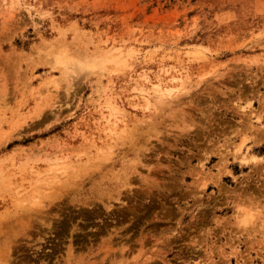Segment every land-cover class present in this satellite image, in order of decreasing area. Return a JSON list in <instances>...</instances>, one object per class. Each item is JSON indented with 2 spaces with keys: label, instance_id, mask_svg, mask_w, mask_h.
<instances>
[{
  "label": "rangeland",
  "instance_id": "1",
  "mask_svg": "<svg viewBox=\"0 0 264 264\" xmlns=\"http://www.w3.org/2000/svg\"><path fill=\"white\" fill-rule=\"evenodd\" d=\"M99 44L128 60L107 88L132 132L100 157L108 78L76 69ZM61 50L75 62L53 63ZM168 67L189 76L175 101L160 110L147 85L158 111L131 108L133 79ZM262 109L264 0H0V264H264V170L234 158L242 136L241 152L264 157ZM61 159L88 165L59 178Z\"/></svg>",
  "mask_w": 264,
  "mask_h": 264
},
{
  "label": "bare ground",
  "instance_id": "2",
  "mask_svg": "<svg viewBox=\"0 0 264 264\" xmlns=\"http://www.w3.org/2000/svg\"><path fill=\"white\" fill-rule=\"evenodd\" d=\"M72 24V23H71ZM73 26L75 25V24H72ZM74 27H76V26H74ZM74 27H72V26H70V28L71 29H73ZM69 28V29H70ZM61 30H63V32H64V29H62L61 28ZM62 31H61V33L62 34H64V33H66V30H65V32L63 33ZM75 32H77V30L75 31L74 30V33ZM61 34V35H62ZM60 35V36H61ZM65 35V34H64ZM64 35H63V38L65 39V37H64ZM77 34H75L74 36L75 37H77L76 36ZM60 36H59V38H60ZM72 37V36H71ZM74 37V38H75ZM106 37V36H105ZM71 39H73V37L71 38ZM58 40V38L56 39V42H58L57 41ZM77 40H78V38H77ZM89 43H91L90 41H89V39H88V37H87V39H86ZM101 40V39H100ZM106 40V39H105ZM60 41V40H59ZM75 41V40H74ZM86 41V42H87ZM70 44L72 45V43H74L73 41H71L70 40ZM87 42V43H88ZM102 42V41H101ZM62 43V42H61ZM66 43V42H65ZM67 43H68V41H67ZM86 43V44H87ZM100 43V42H99ZM103 43V42H102ZM57 45H59L58 43H56ZM63 45V47H65V45H64V42L62 43ZM85 43H84V45L87 47V45H86ZM57 45H55V46H57ZM70 45V46H71ZM95 45V44H94ZM77 46H79V45H77ZM77 46H75V48L77 49ZM101 46H103L102 44H99V45H97L96 46V48H95V50H94V52L93 53H96V50H97V48H101ZM160 46H162V45H160ZM159 46V47H160ZM63 47H62V49H63ZM69 48V46L68 45H66V47H65V49L66 48ZM59 48V47H58ZM189 48V47H188ZM199 48V46L197 47V49ZM52 50H54L55 49V47L53 48H51ZM75 49V50H76ZM87 49V48H86ZM85 49V50H86ZM158 49V48H157ZM177 49V48H176ZM192 49V48H191ZM68 50V52H70L69 50L70 49H67ZM85 50H83L84 52H85ZM128 50H131V49H128ZM154 50H156V49H154ZM49 51V50H48ZM72 51V50H71ZM81 51L82 50H80V53H81ZM131 51H133V50H131ZM151 51H153V50H151ZM179 51V50H178ZM177 51V52H178ZM185 51H187V50H185ZM196 51V50H195ZM195 51H193L194 53H196ZM202 52H204L203 50H201ZM74 51H72V53H73ZM98 53H99V51H97ZM127 52V51H126ZM146 52V51H145ZM156 52V51H155ZM188 52H191V51H188ZM198 52L199 51H197V54H195L196 56H193V57H196L197 58V55H198ZM202 52L200 53V55L202 54ZM54 57V60L55 61H52L53 63H55L56 65L57 64H65V63H67V62H69V61H71V59L69 60V61H67L68 60V55L70 56V53H68V55H66V53H65V51H58V52H50ZM49 53V54H50ZM77 53V52H76ZM80 53H77L78 54V56H79V54ZM91 53V52H90ZM170 53V52H169ZM194 53H191V55L193 54L194 55ZM47 54V53H46ZM83 55H85L86 53H82ZM97 54V53H96ZM96 54H92L91 53V55H96ZM146 54V53H145ZM187 55L188 54H190V53H186ZM204 54V53H203ZM206 54V53H205ZM204 54V56H202V57H205L206 55ZM48 55V54H47ZM51 55V56H52ZM87 55V54H86ZM147 55V54H146ZM145 55V56H146ZM186 55V56H187ZM51 56H47L46 58L47 59H49ZM76 56V55H75ZM77 56V57H78ZM144 56V57H145ZM189 56V55H188ZM43 57H44V55H43ZM42 57V58H43ZM77 57H75L76 59H77ZM168 57V56H167ZM192 57V59H194ZM201 56H199L198 55V59L200 58V60H201V58H202ZM256 57V56H255ZM258 57V56H257ZM45 58V59H46ZM52 58V59H53ZM78 58H82V55H81V57H78ZM87 58V57H86ZM91 58H93V59H89L88 60V58H87V61L85 62V59L83 60V62H85V63H83L82 61H81V59H79V60H77L76 62H78V61H81V62H78V64L79 65H76V69H77V74L79 73L78 72V70L79 71H83L84 70V74H87L86 72H85V70L87 71V69H89V72L91 71V73L93 72V71H95L96 69H98V71H95L94 73H97L98 72V75L99 76H101V77H103V76H107V78H108V80H107V82H106V85L104 86L103 85V96H105L104 97V103L101 105V108L102 109H104L105 111H106V113H105V117H106V125H107V127H105V130L106 131H108V133H107V135L104 137V139L105 138H108L107 140V144H105V146L104 147H100V148H98V156L100 157L102 154H104V155H106L107 156V154L110 152L109 151V149H111L112 150V148L114 147V149H115V145L116 144H118V143H115V142H118V140H120L121 138L122 139H124L125 138V135L127 134V133H129V131H130V129H129V124H128V120H127V117H128V113L127 112H130V111H125L126 110V107L124 106V104H126V103H124V102H122V98H123V92H122V94H116V93H112V92H110L111 94H109L108 95V88H107V86L109 85V84H111L112 83V78H111V75L114 73V72H116L118 69V66H120V67H122L123 65H125V63L128 61L127 60V58H126V55L124 54V50H123V48L122 47H117L116 49H112V50H109V48H108V50H102L101 51V53H99V54H97L95 57H91ZM51 59V60H52ZM170 59V58H169ZM202 59H206V58H202ZM254 59V58H253ZM252 59V60H253ZM187 60H189L188 58H187ZM197 60V59H196ZM73 61V60H72ZM71 61V62H72ZM142 61H144V60H142ZM46 62V61H45ZM48 62V61H47ZM46 62V63H47ZM70 62V63H71ZM73 62H75V61H73ZM254 62H255V60H254ZM49 64H52V63H50V61H49ZM72 64H74V63H72ZM67 65V64H66ZM66 65H64V66H66ZM68 66H69V64H68ZM130 66V65H129ZM170 66V65H169ZM51 67H53V66H51ZM56 67V66H55ZM54 67V68H55ZM128 67V66H127ZM131 67H133V66H131ZM35 68V67H34ZM66 68H67V66H66ZM72 68H73V65H72ZM71 67H70V69H72ZM75 68V67H74ZM86 68V69H85ZM128 68H130V67H128ZM174 67H168V68H164V69H162V70H160L154 77H152L149 73H147L146 71H144V72H142L141 74H140V76L137 78V79H133V74L131 73L130 74V77L133 79V80H135L136 81V83H141V86H139V84H137V85H133L132 86V88H131V91H133L134 92V97H132V99H131V101H129L127 104L131 107V108H133V109H138V108H140L141 107V104H142V107H143V109L145 110V109H152V110H155L156 109V111H158V102H156L157 103V105H155L154 103V101L152 102V99H150V92H149V90H147L146 88H144V86H147V85H153V88H152V90H153V92H154V94H155V96L154 97H156L157 99H158V101H160V103H159V105H161V108H159L160 110L162 109V107H163V109L162 110H164L165 109V107H166V105L167 104H171V102L175 99V98H177L179 95H180V92H182L183 91V89L185 88L184 87V85H185V80H184V78L185 77H189V76H186L187 74V72L184 74L182 71H180V70H176V71H173V70H175V69H173ZM68 69H69V67H68ZM67 69V70H68ZM173 69V70H172ZM66 70V69H65ZM67 70H66V73H67V75H69V73L67 72ZM72 70H74V69H72ZM131 70V69H130ZM182 70V69H181ZM63 71V70H62ZM71 71V70H70ZM69 71V72H70ZM76 71V70H75ZM75 71H73V72H75ZM81 71V72H82ZM64 72V71H63ZM118 72V71H117ZM116 72V73H117ZM119 73V72H118ZM64 74V73H63ZM71 74V73H70ZM79 74H81V73H79ZM90 73H88L87 75H89ZM61 75H62V73H61ZM70 76V75H69ZM69 76H67V77H69ZM77 76V75H76ZM113 76V75H112ZM52 77V76H51ZM54 77H56V76H53V78ZM71 77V76H70ZM256 77V76H255ZM52 78V79H53ZM56 78H58V77H56ZM62 78V77H61ZM65 78V77H64ZM130 79V78H129ZM201 79V78H200ZM199 79V80H200ZM7 80V79H6ZM10 80V78L8 79V81ZM63 80V78L61 79V81ZM65 80V79H64ZM63 80V81H64ZM101 79L99 78V81H100ZM114 80V79H113ZM198 80V81H199ZM7 81V82H8ZM47 81H49V80H47ZM54 81V80H53ZM56 81V80H55ZM54 81V82H55ZM57 81H60V80H57ZM56 81V82H57ZM67 81V80H66ZM201 81V80H200ZM199 81V82H200ZM68 82V81H67ZM129 82V81H128ZM50 82H48V84H49ZM61 83H63V82H61ZM60 82H59V84H61ZM176 83H178V84H176ZM56 84V83H55ZM198 84V83H197ZM64 85H65V81H64ZM68 85V83H66V86ZM186 85H187V83H186ZM56 86H60V85H58V83H57V85H55V88H56ZM67 87H69V86H67ZM98 88H100L99 86H98ZM54 89V88H53ZM57 89H58V87H57ZM97 90V89H96ZM112 90H114V89H112ZM120 90V89H119ZM118 90V91H119ZM189 90V89H188ZM4 92H5V90H3ZM99 91V90H98ZM101 91V90H100ZM123 91V90H122ZM186 91H187V89H186ZM186 91H184V92H186ZM187 92H189V91H187ZM101 93H102V91H101ZM48 94H50V93H48L47 92V94H45L47 97H48ZM182 94V93H181ZM186 94V93H185ZM35 95H36V93H35ZM34 95V96H35ZM38 95V94H37ZM99 95H101V94H99ZM41 94H39V99H41ZM44 96V95H43ZM50 96V95H49ZM36 97H38V96H36ZM45 97V96H44ZM2 98V97H1ZM38 99V100H39ZM154 99V98H153ZM34 100H36V98L34 99ZM37 100V101H38ZM101 100H102V98H101ZM165 100H168V101H165ZM3 101V100H2ZM175 101V100H174ZM40 102V101H39ZM39 102H37L36 104L38 105V103ZM178 101H176L175 103H177ZM99 103V102H98ZM165 103H167V104H165ZM174 103V104H175ZM45 104H46V102H45ZM44 104V105H45ZM48 104V103H47ZM154 104V105H153ZM98 105V104H97ZM162 105H164V106H162ZM157 106V107H156ZM37 107V106H36ZM40 106H38V108H39ZM42 107V106H41ZM99 107V106H98ZM156 107V108H155ZM170 107H171V105H170ZM167 108V107H166ZM41 109V108H40ZM171 109V108H170ZM262 110H264V109H262ZM125 111V112H124ZM149 111V110H148ZM181 111H183V110H181ZM181 111H179V113H177V116H178V114H180L181 115ZM150 112V111H149ZM163 112V111H162ZM171 112H177L176 110L174 111V110H172ZM170 112V113H171ZM183 113V112H182ZM156 114V115H155ZM157 114L158 115H161L162 116V114H159V113H154V115L155 116H157ZM180 115H179V117H180ZM186 115H188V114H186ZM104 115H101V117H103ZM104 117V118H105ZM157 117H159V116H157ZM176 117V116H175ZM187 117V116H186ZM148 118H150V117H148ZM147 118V120H149ZM154 118V117H153ZM192 118V117H191ZM103 119V118H102ZM175 119H180V121H181V118H175ZM175 119H174V121H175ZM187 119V121H188V118H186ZM152 120V119H151ZM150 120V121H151ZM161 120H163V116H162V118H161ZM161 120L159 121L160 123H158V124H161ZM191 120V119H190ZM192 120H194V119H192ZM191 120V121H192ZM173 121V122H174ZM127 122V123H126ZM163 122V121H162ZM175 122H177V121H175ZM175 122H174V124H175ZM152 123V122H151ZM250 123V122H249ZM155 124V123H154ZM197 124H198V122H197ZM151 125V124H150ZM155 125H157V124H155ZM154 125V126H155ZM181 125H182V123H181ZM193 125V124H192ZM191 125V126H192ZM105 126V125H104ZM111 126V127H110ZM153 126V125H152ZM163 126V125H162ZM183 126V125H182ZM200 127H201V125H199ZM110 127V128H109ZM177 127V126H176ZM184 127H185V125H184ZM192 127H194V126H192ZM191 127V128H192ZM251 128H253V126H251ZM158 129H160V126L158 127ZM183 129H185V128H183ZM189 128H187V130H188ZM196 129V128H195ZM204 129H205V127H204ZM156 130H157V128H156ZM198 130H200V129H198ZM97 131V130H96ZM149 131V130H148ZM153 131V130H152ZM155 131V130H154ZM159 131V130H158ZM100 132V131H99ZM104 132V131H103ZM133 132H134V130H133ZM245 132V131H244ZM130 133H132L131 131H130ZM155 133V132H154ZM251 133H253V132H251ZM144 134H147L146 132H144ZM151 134V133H150ZM255 134V133H254ZM124 135V136H123ZM154 135V134H153ZM259 135V138L257 139V140H260V142H261V139H264V129H256V134H255V137L257 138V136ZM123 136V137H122ZM127 136H128V134H127ZM140 137V135L138 136V138ZM142 137H143V134L141 135V139H142ZM253 137H254V135H253ZM100 138V137H99ZM99 138H98V140H99ZM130 138H131V136H130ZM138 138H136L135 139V136H133V138H131V139H135V140H137ZM242 138H243V140H242V142H240V146L235 150L236 151V157H234V158H240V157H242V156H244V160H246V161H250L251 163H254V165L252 166L253 168L252 169H254L255 168V170H256V173L258 174L259 172H261V171H263L264 169H263V167H264V165L262 164L263 163V161H264V157L262 156V155H260V153H254L253 151H252V148L251 147H249V148H246L245 150H243V152H241V150H242V143L244 142V140H245V137L244 136H242ZM241 138V139H242ZM249 138H250V136H249ZM118 139V140H117ZM141 139H139V140H141ZM117 140V141H116ZM101 141V140H100ZM129 141V140H128ZM241 141V140H240ZM256 141V140H255ZM55 142V141H54ZM130 142V141H129ZM131 142H133V141H131ZM57 143V142H56ZM56 145V144H55ZM91 145H93L92 144V141H91V144H90V147H91ZM45 146V145H44ZM43 146V147H44ZM57 146H59V145H57ZM78 147H79V145H77ZM82 146V145H81ZM93 146H95V144L93 145ZM92 146V147H93ZM34 147V146H33ZM51 147V146H50ZM221 147V146H220ZM45 148V147H44ZM88 148V147H87ZM97 148V147H96ZM35 149V148H34ZM33 149V150H34ZM74 149V148H73ZM91 149V148H90ZM218 149H219V147H218ZM29 150V149H28ZM45 150V149H44ZM76 150H78V149H74V151H76ZM89 150V149H88ZM263 149L261 148L260 149V151H262ZM65 151V150H64ZM35 152H36V150H35ZM238 152H240L239 154H238ZM34 154V152H31V157L33 158V154ZM45 153H47V154H45ZM48 153H50L49 151H46V152H44V151H42V150H40L39 152H38V156H41V155H45V158L47 159V158H49L48 157V155H51V153L50 154H48ZM55 153V152H54ZM56 153H57V151H56ZM89 153V152H88ZM97 153V152H96ZM83 153L81 152L80 153V155H82ZM84 154H85V152H84ZM87 154V153H86ZM85 154V155H86ZM111 154H112V151H111ZM262 154V153H261ZM77 155V154H76ZM78 155H79V153H78ZM77 155V156H78ZM97 155V154H96ZM234 155V154H233ZM38 156H36V157H38ZM68 156V155H67ZM109 156V155H108ZM111 156V155H110ZM65 157V156H64ZM44 158V159H45ZM68 158V157H67ZM102 158V157H101ZM112 158H114L113 156H112ZM243 158V157H242ZM29 159H31L30 157H29ZM95 159H97V157H95ZM115 159V158H114ZM36 159H34L33 161H35ZM106 161H108L109 159H108V157H106V159H105ZM110 160H111V158H110ZM116 160V159H115ZM140 160V159H139ZM30 161V160H29ZM60 161V160H59ZM61 161H63V162H61V163H59V164H56V166H57V168L56 167H54V166H50L51 167V169H52V167H53V169H52V171H55L56 172V175H55V177L57 176V177H61V176H65L66 174H67V172L68 171H70L71 173L74 171H77L75 174L76 175H78L79 173H80V167H82V165L83 164H85L86 162H87V160H84V161H82L83 163L82 164H80L79 163V161L80 160H74V159H70V160H66V159H64V160H62L61 159ZM98 162V164L96 165V166H100V164L101 163H99V162H101L100 160L99 161H97ZM113 162V161H112ZM56 163H58V162H56ZM94 163V161L92 162V164ZM96 163V162H95ZM103 163H107V162H103ZM102 163V165H104ZM87 165H88V162L86 163ZM92 164L90 165V166H92ZM227 164V163H226ZM225 164V165H226ZM87 165H85L86 166V168H87ZM90 166H89V168H90ZM94 167H95V164L93 165ZM245 166V165H244ZM83 167H84V165H83ZM105 167V166H104ZM229 167V166H228ZM92 168V167H91ZM90 168V169H91ZM96 168V167H95ZM220 168V167H219ZM218 168V169H219ZM222 168V167H221ZM51 169H49V170H51ZM83 169V168H82ZM88 169V168H87ZM90 169H89V171H90ZM94 169V168H93ZM32 170V169H31ZM30 170V171H31ZM79 170V171H78ZM254 170V171H255ZM252 171V170H251ZM54 172V173H55ZM253 172V171H252ZM264 172V171H263ZM218 173V172H217ZM223 173V172H222ZM221 173V174H222ZM250 173V172H249ZM220 174V173H219ZM259 175V174H258ZM68 177H70V176H68ZM67 177V178H68ZM75 177V176H74ZM3 179H4V177H2ZM66 178V177H65ZM258 178H259V176H258ZM54 179V178H53ZM58 179V178H57ZM72 178L70 177V180H71ZM77 179V178H76ZM54 180H56V179H54ZM59 180V179H58ZM57 180V181H58ZM62 180V179H61ZM65 180V179H64ZM64 180H63V182H64ZM75 180V179H74ZM55 182V181H54ZM66 182H67V180H66ZM157 182V181H156ZM58 183V182H57ZM61 184V183H60ZM154 184V183H153ZM62 185V184H61ZM66 185V184H65ZM149 185H152L151 183H149ZM62 187V186H61ZM64 187V186H63ZM153 187V186H152ZM151 188V187H150ZM150 188H149V190H150ZM156 188V187H155ZM151 191V190H150ZM49 194V193H48ZM242 197H244V196H242ZM242 197H240V198H242ZM245 198V197H244ZM249 198V197H248ZM255 199V198H254ZM253 200V199H252ZM37 203V202H36ZM39 203V202H38ZM256 207V206H255ZM258 207V206H257ZM257 207H256V209H257ZM245 208H247V207H245ZM251 208L252 207H250L249 208V210H245V209H240V210H238L236 213V218H238V221H237V223H238V225L240 226V225H243L242 227H244V226H248L247 224L248 223H251L252 222V220L254 219V214H253V212L255 211V210H251ZM255 209V208H254ZM257 211V210H256ZM255 211V212H256ZM254 212V213H255ZM263 212V211H262ZM256 213H258V212H256ZM259 214V213H258ZM258 214H255V215H257L258 216ZM253 215V216H252ZM257 216H255L256 218H258ZM256 218H255V222H256ZM262 221V220H261ZM260 222V221H259ZM233 224L235 225V223L233 222ZM252 224V223H251ZM257 224H259L258 223V220H257V223H255V228H256V225ZM261 224H262V222H261ZM237 225V226H238ZM254 225V224H253ZM260 225V224H259ZM264 225V224H263ZM238 226V227H239ZM251 226V229H252V225H250ZM262 226V225H261ZM239 228H241V227H239ZM254 227H253V229H255ZM257 228H259V229H261L259 226H257ZM244 229H245V227H244ZM250 229V228H249ZM251 229H250V231H251ZM253 229H252V231H253ZM247 230H248V228H247ZM256 230V229H255ZM257 231H259L258 229H257ZM263 231V230H262ZM264 232V231H263ZM246 233H247V231H246ZM250 233V232H249ZM253 233V232H252ZM251 233V234H252ZM245 235V234H244ZM255 235V234H254ZM250 236H252V235H250ZM264 239V238H263ZM260 241V240H259ZM238 249V248H237ZM236 249V250H237ZM9 256V255H8ZM7 260V259H6ZM152 263H154V262H152ZM10 264V263H9ZM137 264V263H136Z\"/></svg>",
  "mask_w": 264,
  "mask_h": 264
}]
</instances>
